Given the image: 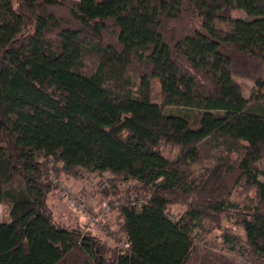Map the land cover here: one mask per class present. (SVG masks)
I'll use <instances>...</instances> for the list:
<instances>
[{
    "label": "trees",
    "instance_id": "16d2710c",
    "mask_svg": "<svg viewBox=\"0 0 264 264\" xmlns=\"http://www.w3.org/2000/svg\"><path fill=\"white\" fill-rule=\"evenodd\" d=\"M82 170L112 175L105 197L121 195L115 180L144 192L117 198L125 249L53 221L45 174ZM259 177L264 0H0V264H188L202 221L264 264ZM239 188L254 206L238 207Z\"/></svg>",
    "mask_w": 264,
    "mask_h": 264
},
{
    "label": "rangeland",
    "instance_id": "374dc122",
    "mask_svg": "<svg viewBox=\"0 0 264 264\" xmlns=\"http://www.w3.org/2000/svg\"><path fill=\"white\" fill-rule=\"evenodd\" d=\"M234 16L245 18L242 12H235ZM242 89L243 96L248 98L252 91L258 94L257 104H261V93L254 89L250 80L245 78H235ZM157 102L165 113H176L180 111L179 107L166 106L164 101L156 98ZM167 152V151H166ZM222 153L221 148H215L208 159L201 164L193 165L196 172H199L203 167H209L217 162V159ZM174 155V150H171ZM48 163L49 161L46 160ZM51 164V163H49ZM51 166V165H50ZM112 175L109 173H92L82 170L79 179H73L64 174H55L48 172L45 178L53 181L57 188L52 191L47 198V206L55 223L80 230L82 233H89L106 242L111 248H126V237L119 230L118 224L121 219L118 216L116 206L119 201L117 198H122L124 195H129L131 198L139 199V203L143 204L146 201L144 192L133 188L127 191L135 183H124L120 180H115L114 186L116 190L121 192L120 196L105 197L102 194L103 188H112L109 180ZM261 181L264 179L259 177ZM233 201L238 204L239 208L255 205V196L253 192L244 193L242 188L235 191ZM106 205L103 207V205ZM184 206L179 204L171 206L168 211V217L172 221H177ZM9 221V206L0 204V222ZM236 233L242 231L232 226V223H227ZM191 237L193 247L188 264H249L244 258L239 257L234 252H229L223 245L221 230L213 229L207 221L197 222L191 225Z\"/></svg>",
    "mask_w": 264,
    "mask_h": 264
},
{
    "label": "built area",
    "instance_id": "2783aa9c",
    "mask_svg": "<svg viewBox=\"0 0 264 264\" xmlns=\"http://www.w3.org/2000/svg\"><path fill=\"white\" fill-rule=\"evenodd\" d=\"M106 205L104 204L103 207H105Z\"/></svg>",
    "mask_w": 264,
    "mask_h": 264
}]
</instances>
